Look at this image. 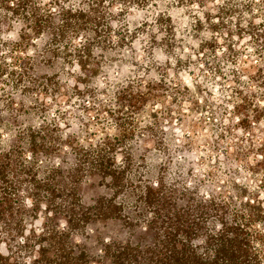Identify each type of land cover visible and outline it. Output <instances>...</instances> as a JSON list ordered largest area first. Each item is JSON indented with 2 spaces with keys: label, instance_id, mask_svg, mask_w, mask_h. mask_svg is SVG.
Listing matches in <instances>:
<instances>
[{
  "label": "trees",
  "instance_id": "trees-1",
  "mask_svg": "<svg viewBox=\"0 0 264 264\" xmlns=\"http://www.w3.org/2000/svg\"><path fill=\"white\" fill-rule=\"evenodd\" d=\"M118 1L131 0H0V264H264L259 192L232 177L234 196L206 197L171 179L163 147L143 145L158 128L140 122V101L117 83L103 97L112 87L102 82L105 66L136 34L122 25ZM255 41L251 79L264 94V29ZM25 46L15 68L9 52ZM252 80L231 95L245 129L263 114ZM64 99L85 113L116 103L117 134L83 138ZM250 171L264 191V157Z\"/></svg>",
  "mask_w": 264,
  "mask_h": 264
},
{
  "label": "rangeland",
  "instance_id": "rangeland-1",
  "mask_svg": "<svg viewBox=\"0 0 264 264\" xmlns=\"http://www.w3.org/2000/svg\"><path fill=\"white\" fill-rule=\"evenodd\" d=\"M117 13L136 34L134 44L117 53V64L105 66L102 82L112 87L103 97L117 83V90L140 101V122L158 128L144 134L143 145L163 147L171 179L200 188L206 197H230L233 177L264 200L261 177L250 171L264 157V101L257 103L261 122L248 129L239 126V112L231 103L233 88H243L260 67L255 37L264 29V0H131L125 7L118 1ZM13 33L10 39L15 40ZM154 34L157 43L151 41ZM166 37H171L168 43L161 41ZM25 49L9 52L15 68L24 64ZM227 60L234 61L239 74ZM235 77L238 85L229 82ZM255 83L261 82L252 80L249 90L259 100L264 94ZM64 103L63 113L83 138L117 134L116 103L106 109L102 103L88 113L74 102ZM42 222L35 221L36 230ZM0 252L5 253L3 244Z\"/></svg>",
  "mask_w": 264,
  "mask_h": 264
}]
</instances>
